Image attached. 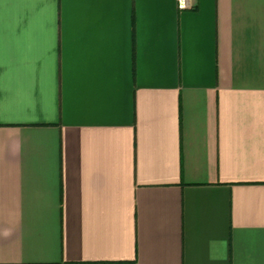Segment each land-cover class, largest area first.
<instances>
[{
	"label": "crops",
	"instance_id": "0c3cea01",
	"mask_svg": "<svg viewBox=\"0 0 264 264\" xmlns=\"http://www.w3.org/2000/svg\"><path fill=\"white\" fill-rule=\"evenodd\" d=\"M0 0V264H264V0Z\"/></svg>",
	"mask_w": 264,
	"mask_h": 264
},
{
	"label": "built area",
	"instance_id": "2783aa9c",
	"mask_svg": "<svg viewBox=\"0 0 264 264\" xmlns=\"http://www.w3.org/2000/svg\"><path fill=\"white\" fill-rule=\"evenodd\" d=\"M179 5L181 7H186L188 4H187V0H179Z\"/></svg>",
	"mask_w": 264,
	"mask_h": 264
}]
</instances>
